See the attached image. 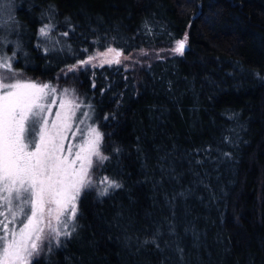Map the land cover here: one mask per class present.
I'll use <instances>...</instances> for the list:
<instances>
[{"label":"trees","instance_id":"obj_1","mask_svg":"<svg viewBox=\"0 0 264 264\" xmlns=\"http://www.w3.org/2000/svg\"><path fill=\"white\" fill-rule=\"evenodd\" d=\"M2 4L5 71L90 103L108 157L32 264H264V0Z\"/></svg>","mask_w":264,"mask_h":264},{"label":"snow or ice","instance_id":"obj_2","mask_svg":"<svg viewBox=\"0 0 264 264\" xmlns=\"http://www.w3.org/2000/svg\"><path fill=\"white\" fill-rule=\"evenodd\" d=\"M47 31L46 25L40 34L47 35ZM186 42L187 35L176 41L174 51L183 54ZM119 56L117 52V59L104 62L119 63ZM96 58L90 56L81 63ZM11 59L0 56V69L11 71ZM9 79L0 74V264H32L31 258L41 250L45 239V228L55 234L57 242L61 235L70 236L75 231L81 192L94 184L93 157L101 163L108 157L100 151L101 133L91 127L87 137L76 145L79 150L74 156L65 155L64 140L71 127L67 121L78 105L61 101L60 107H67V114L61 117L57 113L56 120L49 121L44 113L50 108L44 100L55 89L19 80L5 82ZM67 151L72 154L73 146L69 145ZM102 183L100 196L120 187L108 177ZM52 221L64 229L71 228L58 231ZM18 222L22 225L19 228Z\"/></svg>","mask_w":264,"mask_h":264},{"label":"rangeland","instance_id":"obj_3","mask_svg":"<svg viewBox=\"0 0 264 264\" xmlns=\"http://www.w3.org/2000/svg\"><path fill=\"white\" fill-rule=\"evenodd\" d=\"M0 13L2 14L3 18L0 19V31L2 30H8L10 28V20H9V15L12 13V9H6L5 6H3L2 3H0ZM0 42L5 45L7 43L6 38L0 36ZM0 43V56L5 57V58H12L10 60V63L12 65V69L14 68L13 66V60H14V52L10 53L8 51H5V49L2 47V44ZM110 55L107 54L104 56V59H101L100 63H104V61L109 60ZM0 74H6L8 77H10L9 73L5 71V69H0ZM16 80H19L21 82H30V83H35L37 85H44L47 84L49 85L50 89H55L54 93H51L49 96H47L44 100V104L47 105L50 108V111L45 112L44 115L47 116L49 121L56 120L57 118V113L61 114V117L65 116L67 114V107L65 109H61L60 104L61 101H64L65 104L67 105V102L71 101L66 93L62 94V91H59V89L52 83L49 82H39L36 80H28V79H23L19 77H10L9 80L5 82H10L14 83ZM72 102V101H71ZM74 105H78V107L73 108V114L68 118V124L71 125V127L68 129L66 138L64 140V145H65V155H73L75 151H78L79 149L76 147V145H79L82 143V141L87 137L88 130L89 128H96L99 132V128L97 126V123L94 119L93 116V109L90 103L88 102H76ZM59 123V121H58ZM75 133V135H73ZM101 133V132H100ZM69 145L73 146V153L69 154L67 151V148ZM101 151V148H100ZM93 161H96V158L93 157ZM106 176L100 177L99 178V185L97 187L98 189H101L104 187V184L102 181L104 180ZM117 182V181H116ZM112 190V189H111ZM110 191V190H109ZM23 219V217H21ZM26 222V221H25ZM53 226L57 228L58 231H67L70 230L71 225L69 226V229H64L60 225H57L55 221H52ZM75 223V222H74ZM22 225L18 222L16 224V227L19 228ZM67 236L61 235L59 239H62ZM56 242L57 238L55 237L54 233H50L47 228H45V239L42 241L47 240ZM32 259V258H31Z\"/></svg>","mask_w":264,"mask_h":264}]
</instances>
